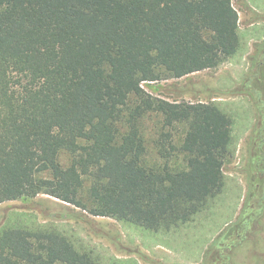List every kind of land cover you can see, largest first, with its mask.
<instances>
[{
    "label": "trees",
    "instance_id": "obj_1",
    "mask_svg": "<svg viewBox=\"0 0 264 264\" xmlns=\"http://www.w3.org/2000/svg\"><path fill=\"white\" fill-rule=\"evenodd\" d=\"M238 20L233 0H0V203L47 194L151 231L190 221L223 190L232 118L142 82L217 68L240 49ZM147 113L161 117L160 164ZM244 216L211 249L249 232ZM0 264L102 263L39 223L0 227Z\"/></svg>",
    "mask_w": 264,
    "mask_h": 264
},
{
    "label": "rangeland",
    "instance_id": "obj_2",
    "mask_svg": "<svg viewBox=\"0 0 264 264\" xmlns=\"http://www.w3.org/2000/svg\"><path fill=\"white\" fill-rule=\"evenodd\" d=\"M233 5L241 43L236 54L214 69L142 82L154 97L213 102L232 118L234 143L224 160V187L217 196L190 221L151 231L39 194L0 203V227L55 225L92 248L102 264L107 259V264H264V0H233ZM160 118L147 113L140 120L151 164H160L153 148ZM59 161L66 166L68 153L61 152ZM247 214L249 232L221 238V252L211 249L228 226Z\"/></svg>",
    "mask_w": 264,
    "mask_h": 264
}]
</instances>
